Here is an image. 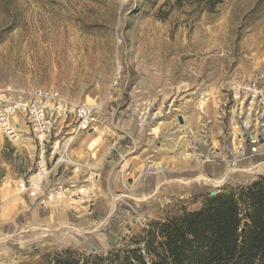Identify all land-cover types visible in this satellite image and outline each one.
<instances>
[{
	"label": "rangeland",
	"instance_id": "374dc122",
	"mask_svg": "<svg viewBox=\"0 0 264 264\" xmlns=\"http://www.w3.org/2000/svg\"><path fill=\"white\" fill-rule=\"evenodd\" d=\"M249 52L264 53V0H0V90L14 101L51 90L70 111L56 121L48 145L57 148L54 156L47 149L49 177L39 191L31 185L37 149L23 118L12 119L17 141L0 132V229L27 203L41 205L56 184L88 173L101 179L107 169L120 176L112 198L133 203L104 248L55 245L24 229L0 235V264H56L65 252L80 263L104 257L133 248L151 224L202 205L182 194L132 201L126 190L139 177L150 189L152 176L205 169L225 174L217 188L225 191L264 176L251 167L264 159L234 170L220 158L216 108ZM81 106L94 119L88 129L71 113ZM98 191L97 183L95 202Z\"/></svg>",
	"mask_w": 264,
	"mask_h": 264
},
{
	"label": "built area",
	"instance_id": "2783aa9c",
	"mask_svg": "<svg viewBox=\"0 0 264 264\" xmlns=\"http://www.w3.org/2000/svg\"><path fill=\"white\" fill-rule=\"evenodd\" d=\"M244 57L248 60L247 69L232 73L230 88L216 108L223 139L220 158L234 170L241 164L254 163L264 157V53L249 52ZM68 113L70 111L57 92L37 90L14 101L7 92L0 90V132L8 141H17V129L12 119L19 115L23 118L37 149L35 176L39 183L38 191L49 177L47 149L50 148L54 156L57 148L56 142L48 145L56 129V121L67 117ZM71 113L77 117L82 129L89 128L90 111L87 108L77 107ZM94 174L88 173L75 182L56 184L45 195L41 205L47 202V205H52L69 198L92 206L97 198L98 181ZM27 188L24 181L17 185L19 193H25Z\"/></svg>",
	"mask_w": 264,
	"mask_h": 264
},
{
	"label": "trees",
	"instance_id": "16d2710c",
	"mask_svg": "<svg viewBox=\"0 0 264 264\" xmlns=\"http://www.w3.org/2000/svg\"><path fill=\"white\" fill-rule=\"evenodd\" d=\"M131 243L82 263L65 252L56 264H264V176L216 189L200 208L151 224Z\"/></svg>",
	"mask_w": 264,
	"mask_h": 264
},
{
	"label": "crops",
	"instance_id": "0c3cea01",
	"mask_svg": "<svg viewBox=\"0 0 264 264\" xmlns=\"http://www.w3.org/2000/svg\"><path fill=\"white\" fill-rule=\"evenodd\" d=\"M259 159H264V157ZM241 166L246 165L242 164ZM251 167L264 171V162ZM107 168L109 167L107 166ZM177 171L185 172V174L171 179L167 178L165 174L163 176H152L149 178L152 181L150 189H148L147 176H142L134 180L136 183L131 181L132 187L126 191L131 195L132 201L143 202L158 195L171 197L173 195L181 196V194L184 197L195 199V201H201L207 194L214 192L223 183L217 184L215 181L225 175L222 174L215 178L214 175H209L205 169H202L199 174L196 170ZM99 176H101L100 173ZM200 176L206 177L207 180L196 181V178ZM97 183L100 198L94 202L92 210L90 209L91 206L74 199H63L51 206L29 202L22 210L9 217L8 222L4 224L2 230L0 229V235L3 237L10 236L28 229L32 230L36 236L48 238L51 244L80 243L89 250L104 248L108 243V236H111L109 239L112 240L111 231H114L112 225L117 224L118 218L129 214L133 203L115 200L112 208L114 199L112 196L122 188L120 176L111 169L103 171V177L98 178ZM5 225L8 226L7 233Z\"/></svg>",
	"mask_w": 264,
	"mask_h": 264
},
{
	"label": "bare ground",
	"instance_id": "6f19581e",
	"mask_svg": "<svg viewBox=\"0 0 264 264\" xmlns=\"http://www.w3.org/2000/svg\"><path fill=\"white\" fill-rule=\"evenodd\" d=\"M209 96V94L208 93H204V94H202V98H207ZM143 120V119H142ZM90 121H94V119L93 118H91L90 119ZM73 139V138H72ZM263 163V162H262ZM260 164V163H259ZM148 167H150V166H148ZM250 169V168H249ZM249 169H243V172L245 171V172H247ZM96 177H97V181H98V174H94ZM34 177H36L35 175H33V176H31V178H32V183H31V185H32V188H35V189H37V188H39V183L37 182V180H34L33 178ZM224 176L222 177V178H220V179H218V180H216L215 181V183H221V182H223V180H224ZM195 180V179H194ZM199 180H204V181H206L207 180V178L206 177H197L196 178V181H199ZM30 188L28 187L27 188V190H29ZM30 195H33V193H30ZM64 199H69V198H64ZM116 200V198H114L113 199V202H112V208L114 207V201ZM48 201V200H47ZM56 202H58V201H56ZM47 203H49V202H47ZM80 203H82L83 204V202L82 201H80ZM48 206H51V205H48Z\"/></svg>",
	"mask_w": 264,
	"mask_h": 264
},
{
	"label": "water",
	"instance_id": "95a60500",
	"mask_svg": "<svg viewBox=\"0 0 264 264\" xmlns=\"http://www.w3.org/2000/svg\"><path fill=\"white\" fill-rule=\"evenodd\" d=\"M179 122L182 123V118H178ZM211 194H214V192H212Z\"/></svg>",
	"mask_w": 264,
	"mask_h": 264
}]
</instances>
